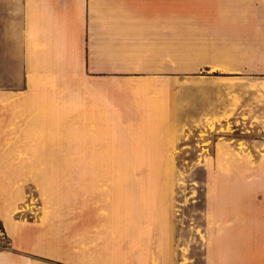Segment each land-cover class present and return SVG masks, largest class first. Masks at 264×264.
I'll use <instances>...</instances> for the list:
<instances>
[{"label":"rangeland","instance_id":"obj_1","mask_svg":"<svg viewBox=\"0 0 264 264\" xmlns=\"http://www.w3.org/2000/svg\"><path fill=\"white\" fill-rule=\"evenodd\" d=\"M206 21L174 84V159H75L68 138L37 144L30 129L29 160L0 161V251L33 264H217L231 233L264 231V42Z\"/></svg>","mask_w":264,"mask_h":264},{"label":"crops","instance_id":"obj_2","mask_svg":"<svg viewBox=\"0 0 264 264\" xmlns=\"http://www.w3.org/2000/svg\"><path fill=\"white\" fill-rule=\"evenodd\" d=\"M207 17L264 42V0H0V161L29 160L30 129L68 138L75 159L173 160L174 84ZM230 235L217 264H264V231ZM18 255L0 264H33Z\"/></svg>","mask_w":264,"mask_h":264},{"label":"bare ground","instance_id":"obj_3","mask_svg":"<svg viewBox=\"0 0 264 264\" xmlns=\"http://www.w3.org/2000/svg\"><path fill=\"white\" fill-rule=\"evenodd\" d=\"M213 127V126H212ZM214 128V127H213ZM212 129V128H211Z\"/></svg>","mask_w":264,"mask_h":264}]
</instances>
